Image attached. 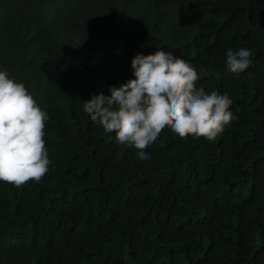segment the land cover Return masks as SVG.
<instances>
[{
    "label": "trees",
    "instance_id": "16d2710c",
    "mask_svg": "<svg viewBox=\"0 0 264 264\" xmlns=\"http://www.w3.org/2000/svg\"><path fill=\"white\" fill-rule=\"evenodd\" d=\"M157 49L236 119L213 141L162 130L141 161L84 102ZM4 70L48 114L51 163L38 183L0 181V264H264V0H0Z\"/></svg>",
    "mask_w": 264,
    "mask_h": 264
},
{
    "label": "clouds",
    "instance_id": "9594fccd",
    "mask_svg": "<svg viewBox=\"0 0 264 264\" xmlns=\"http://www.w3.org/2000/svg\"><path fill=\"white\" fill-rule=\"evenodd\" d=\"M249 49H228L226 67L234 74L251 65ZM133 79L110 87V95H93L84 111L105 134H115L122 145L147 160L146 149L162 130L181 139L215 140L236 118L232 100L217 91L197 87V68L171 52L136 54L131 60ZM49 116L24 83L0 71V181L19 188L40 182L49 171L50 159L44 137Z\"/></svg>",
    "mask_w": 264,
    "mask_h": 264
}]
</instances>
